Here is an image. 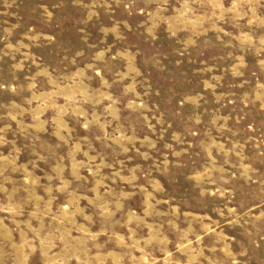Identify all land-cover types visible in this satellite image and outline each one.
Returning <instances> with one entry per match:
<instances>
[{"label": "rangeland", "instance_id": "rangeland-1", "mask_svg": "<svg viewBox=\"0 0 264 264\" xmlns=\"http://www.w3.org/2000/svg\"><path fill=\"white\" fill-rule=\"evenodd\" d=\"M0 264H264V0H0Z\"/></svg>", "mask_w": 264, "mask_h": 264}]
</instances>
